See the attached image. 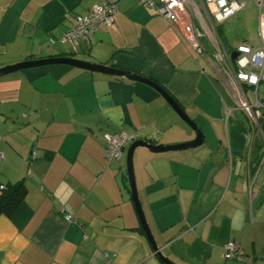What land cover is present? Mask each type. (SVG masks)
Masks as SVG:
<instances>
[{
	"label": "crops",
	"instance_id": "0c3cea01",
	"mask_svg": "<svg viewBox=\"0 0 264 264\" xmlns=\"http://www.w3.org/2000/svg\"><path fill=\"white\" fill-rule=\"evenodd\" d=\"M139 1L119 0L113 24L73 54L58 39L95 0H0V68L64 57L157 83L203 142L186 152H134L136 190L156 245L173 264L263 263V150L208 60L210 39L199 54L176 23ZM225 107L233 109L227 121ZM119 132L152 145L195 139L140 83L63 65L0 77V184L26 188L21 204L0 215V264H162L139 231L126 179L129 145L117 162L104 155L102 136ZM232 241L240 261L223 258Z\"/></svg>",
	"mask_w": 264,
	"mask_h": 264
},
{
	"label": "built area",
	"instance_id": "2783aa9c",
	"mask_svg": "<svg viewBox=\"0 0 264 264\" xmlns=\"http://www.w3.org/2000/svg\"><path fill=\"white\" fill-rule=\"evenodd\" d=\"M118 1L95 0L85 15L75 17L74 25L62 34L58 43L68 46L75 54L80 42L87 41L92 33L113 24ZM247 1H252L257 9L258 45L242 43L233 51H228L220 40L213 39V60L209 57L208 60L214 67L218 66L220 83L228 91L235 108L244 114L255 141L257 135L261 136L260 121L264 113V97H259L258 92L259 86L264 84V0H198L203 13L191 0H140L139 3L154 10L165 21L172 20L176 23L187 43L199 54H203L202 39L207 36L204 26L214 30L215 25L223 24L242 11ZM232 53H236L234 60L230 58ZM246 90L252 94L253 102L249 101ZM232 111L233 109L225 107V121L232 117ZM102 137L104 155L109 162L121 160L126 147L134 141L133 136L123 132L104 134ZM262 150L260 164L264 162V146ZM36 156L35 152L31 153L32 159ZM64 218L67 222H73L69 215ZM223 250L224 260H241V249L237 242L227 243Z\"/></svg>",
	"mask_w": 264,
	"mask_h": 264
},
{
	"label": "water",
	"instance_id": "95a60500",
	"mask_svg": "<svg viewBox=\"0 0 264 264\" xmlns=\"http://www.w3.org/2000/svg\"><path fill=\"white\" fill-rule=\"evenodd\" d=\"M236 53H232L230 55L231 60H234ZM53 65H63L78 68L81 70H86L92 73L102 74L109 77H114L118 79H124L131 82L140 83L146 85L147 87L153 89L157 92L167 103V105L172 109V111L177 115V117L184 122L192 131L195 133V139L191 142L166 146V145H152L144 140H136L133 141L125 152V170H126V179L128 184V190L130 192V197L138 217L140 228L145 236L152 254L158 258V260L162 264H173L170 262L162 253L161 248L158 247L154 241V238L150 232V229L145 220L143 211L141 209L140 201L138 198L134 173H133V155L137 149H145L151 154H165V153H176V152H186L189 150H193L201 146L203 142V136L200 129L193 123L188 116L183 112V110L176 104L173 99L163 90L157 83L148 79L147 77H143L140 75H136L131 72L121 71L118 69H114L109 66L99 65L88 63L84 61H80L72 58H44L37 59L32 61H24L12 65H7L0 68V77L7 76L12 73H16L19 71H23L31 68H38L44 66H53Z\"/></svg>",
	"mask_w": 264,
	"mask_h": 264
},
{
	"label": "rangeland",
	"instance_id": "374dc122",
	"mask_svg": "<svg viewBox=\"0 0 264 264\" xmlns=\"http://www.w3.org/2000/svg\"><path fill=\"white\" fill-rule=\"evenodd\" d=\"M204 29L206 31L207 38L210 39V46L213 39L220 40V38L224 41L225 47L228 51H233L237 45L242 43L257 46V9L252 3V1H247V5L242 11L225 21L223 24L215 25L214 30H212L211 28L209 29L205 26ZM206 53L208 57L213 60L214 51L212 46L211 50L206 51ZM258 92L259 97H264V84H261L259 86ZM247 94L249 101L253 102V96L250 91ZM257 136V141L260 143L261 146H264V137L262 133L261 136ZM261 137L263 140L261 139ZM247 264L251 263L248 262ZM258 264H264V262H258Z\"/></svg>",
	"mask_w": 264,
	"mask_h": 264
},
{
	"label": "trees",
	"instance_id": "16d2710c",
	"mask_svg": "<svg viewBox=\"0 0 264 264\" xmlns=\"http://www.w3.org/2000/svg\"><path fill=\"white\" fill-rule=\"evenodd\" d=\"M260 129L264 137V113L263 119L260 121ZM253 145L257 149H262V146L257 139L254 141ZM0 187H2L0 188V215L8 216L21 204L26 193V188L22 182L6 185L0 184ZM139 231L142 232L140 228Z\"/></svg>",
	"mask_w": 264,
	"mask_h": 264
}]
</instances>
